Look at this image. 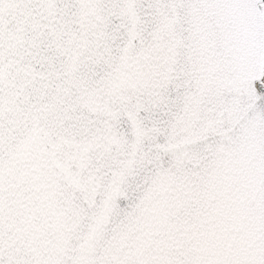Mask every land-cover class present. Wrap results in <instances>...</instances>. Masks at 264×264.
Segmentation results:
<instances>
[{"label":"snow or ice","instance_id":"obj_1","mask_svg":"<svg viewBox=\"0 0 264 264\" xmlns=\"http://www.w3.org/2000/svg\"><path fill=\"white\" fill-rule=\"evenodd\" d=\"M0 264H264V0H0Z\"/></svg>","mask_w":264,"mask_h":264}]
</instances>
